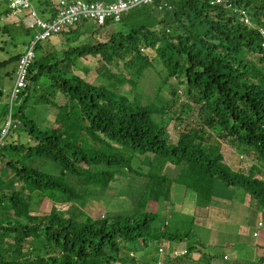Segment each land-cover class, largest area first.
Masks as SVG:
<instances>
[{
  "label": "trees",
  "instance_id": "trees-1",
  "mask_svg": "<svg viewBox=\"0 0 264 264\" xmlns=\"http://www.w3.org/2000/svg\"><path fill=\"white\" fill-rule=\"evenodd\" d=\"M33 1L46 21L63 8L62 0ZM17 9L0 0V51L12 41L0 59V97L2 80L13 81L0 113V264H193L202 242L171 254L174 244L196 236L189 228L201 209L212 212L234 188L246 206L257 202L264 210V0H156L118 22L93 23L100 32L121 26L98 44H80L90 22H77L38 42L27 86L14 96L33 40L31 12L26 7L19 18ZM22 33L30 38L20 44L13 38ZM54 36L66 37V50L50 51ZM82 60L100 65L108 82L69 69ZM152 69L162 77L155 98L139 91L140 76ZM43 103L58 109L55 123L35 119ZM229 147L251 165L231 166ZM35 158L59 170L35 166ZM130 176L136 185L125 187ZM98 188L121 198L118 212L93 217L83 210ZM45 201L50 211L35 215V204ZM204 258L235 263L221 252Z\"/></svg>",
  "mask_w": 264,
  "mask_h": 264
},
{
  "label": "rangeland",
  "instance_id": "rangeland-1",
  "mask_svg": "<svg viewBox=\"0 0 264 264\" xmlns=\"http://www.w3.org/2000/svg\"><path fill=\"white\" fill-rule=\"evenodd\" d=\"M23 4L24 6H27L31 4L32 7L34 5L37 7L36 2L33 0H24L20 2H14V6L21 5ZM19 8L21 10H19ZM15 12H19L21 18V15H25L27 12L26 9L23 7H19ZM16 19V18H15ZM90 28V34L88 36H84L80 40V44L85 43L86 41H91L95 44H98L99 42H105L108 40L113 32H117L118 30L121 29L120 24H114L113 26L110 27V30L102 31L98 29L97 26H94L92 22L89 23L88 25ZM16 39L18 43L23 44V39H28L29 36H23V33L18 36L16 35ZM2 38V37H1ZM9 41V37L6 38ZM51 40H53L55 43L53 46H51L49 49L50 51L54 50H59V51H64L66 48L70 45L69 41L66 40L65 36H54ZM12 41L10 44L7 45V50L6 51H0V59H3L8 56V49L11 48ZM24 45L19 46V50H23ZM153 54V53H152ZM121 63L120 67H117V70L119 73H121L120 70H124V66ZM69 69L73 72L76 73H81L85 75L86 79L91 82H96V83H107L108 78L106 75L105 70L100 69V65H96L93 63L91 60H82L79 62V67L75 68L72 64H68ZM126 69V68H125ZM88 70V71H86ZM159 70L162 71V66H159ZM129 74L133 73L130 69L127 70ZM104 76H103V75ZM139 91L142 92L143 94L150 95L151 97L155 98L157 92H158V86L159 83L162 80V77L157 74L153 69L147 71L142 77L140 76L139 78ZM4 94L0 97V113L3 110V107L7 104L10 103L9 95L10 92L12 91V86H13V81L12 79L6 78L2 80V84ZM123 89L126 91H130L129 87L124 86ZM164 92V91H163ZM45 95L47 94V91L44 93ZM164 94V93H163ZM185 99H181L180 103V108H182V102ZM59 103L62 104L65 101V98L63 96H60L58 98ZM147 100V99H146ZM36 112H35V119L38 121V123L41 124H49V123H55L56 122V115L58 112V109L54 107L51 104L43 103V104H37L35 106ZM170 134L172 137L177 135L176 131V126L175 123L171 124L170 127ZM23 137L20 139L23 142H29L30 138L29 136L22 135ZM31 142V141H30ZM242 153L237 152L234 148L229 147L225 151V156L228 161V163L231 166H234L236 170H238L242 165H247L250 166L251 163L249 161H246L244 157L241 155ZM32 163L35 166H38L42 169L48 170L50 172H55L57 171V166L52 163L48 162L47 160L43 158H35L32 160ZM3 171L6 170L5 165H2ZM59 170V168H58ZM7 173V174H6ZM6 176L8 178H15L16 175L13 173V171L8 170L6 172ZM56 173V172H55ZM124 186L127 187L128 185H136L135 177H128L124 182ZM123 188V187H122ZM99 189V193L96 196H93L90 198V201L88 205L83 207V210L93 216V217H100V216H105L107 212H109L111 209L113 211L118 212L119 207L123 205L124 203H121L122 200L121 198H113V199H108L106 197L107 193L112 192L111 190H107L105 188ZM234 188L230 189V192L225 194H222L221 196L224 197L223 199H219L217 203V207L212 209V212L209 210V213H205L204 209L203 212L200 210L198 218L196 221H194L193 224H191L190 230H193V234L196 236L193 237V240H184L183 242H177V244H174V250L172 252V257L176 258L177 256H180V254H185L187 253V250L193 247V245H197L196 242H202L205 244V248L203 247L200 250H194L193 252V258L192 262L193 264H209V259L206 260L204 258L205 254H219L221 252L222 254H227L226 259H234L236 257L235 250L231 248L230 244L231 242H240L242 245V236L239 234L241 232L240 230H244L247 232L246 234V239L250 240L251 239V232L246 231L241 227L242 224H245V221H247V218H252V222L254 224L250 223V226L253 228L255 226L253 225H258V223L262 220H264V210L259 211V205L257 202H254L251 204V206H246V204L241 201V199L237 198L239 194L236 195V191L233 190ZM222 193V192H221ZM243 193V192H241ZM242 196V194H241ZM110 200V201H109ZM38 202V201H36ZM71 207L70 204H66L63 209H69ZM254 210V212L252 211ZM50 211L49 207V202L45 201L42 202L41 204L36 203L35 204V211L33 213L35 215H41L43 212H48ZM175 211V210H174ZM204 213V214H203ZM173 214V213H172ZM172 217V216H171ZM262 225V224H261ZM187 228V229H188ZM186 229V228H182ZM250 243L249 241L245 242V247L247 249V252L250 249ZM167 244L170 245V243L167 242ZM240 245V246H241ZM223 249V251H222ZM148 250H144L143 254L144 255ZM200 251V252H199ZM246 250L241 251L239 250L237 258L240 256L242 258H247ZM164 253V251H163ZM139 255V254H138ZM141 255V256H142ZM140 256V255H139ZM251 256H252V251H251ZM166 258V257H165ZM163 258L162 261L164 263L168 262V258ZM230 262V261H229ZM221 264H227V262H221Z\"/></svg>",
  "mask_w": 264,
  "mask_h": 264
},
{
  "label": "built area",
  "instance_id": "built-area-1",
  "mask_svg": "<svg viewBox=\"0 0 264 264\" xmlns=\"http://www.w3.org/2000/svg\"><path fill=\"white\" fill-rule=\"evenodd\" d=\"M20 1L24 0H13V5L14 2ZM155 1L117 0L111 4H106L101 1L93 3L79 1L77 4H69L67 0H62L63 8L54 21H46L40 18L31 4L30 6H24L23 4L15 6L16 8L27 7L28 11L31 12L30 17L28 16L26 19L28 27L32 30L33 40L29 50L20 61L17 82L13 91L14 96L19 94L27 86L28 72L36 57L35 47L39 41L46 39L54 33H61L80 21L87 20L98 25H104L112 19L118 22L130 10L143 5L153 4ZM19 10L21 9L19 8ZM262 32L264 33V30Z\"/></svg>",
  "mask_w": 264,
  "mask_h": 264
},
{
  "label": "crops",
  "instance_id": "crops-1",
  "mask_svg": "<svg viewBox=\"0 0 264 264\" xmlns=\"http://www.w3.org/2000/svg\"><path fill=\"white\" fill-rule=\"evenodd\" d=\"M252 211L254 212V210H252ZM251 219L252 218H247L246 219L247 221H245V224L241 225L242 228L246 227L244 229L251 232V239L250 240H248V239L241 240L242 245L240 242H236V243L231 242L230 246H231L232 250L234 249L235 253L238 255L237 252H239V250H241V251L246 250V252H247V249L245 247V242L249 241V242H251L250 243V249L252 251V256H251L250 250L247 252V254H248L247 258L240 259L241 257L239 256L237 258V255H236V257H234V259L232 260L236 264H264V220L263 221L261 220L257 226L253 225L255 227L252 228L250 226V223L251 224H254V223L252 222ZM240 231L242 232V230H240ZM256 233L258 235H255ZM222 251H223V249H222ZM226 255H228V253Z\"/></svg>",
  "mask_w": 264,
  "mask_h": 264
}]
</instances>
